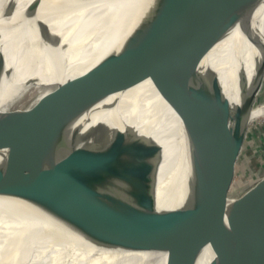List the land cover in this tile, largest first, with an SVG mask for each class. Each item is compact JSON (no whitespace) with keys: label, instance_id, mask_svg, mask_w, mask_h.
I'll list each match as a JSON object with an SVG mask.
<instances>
[{"label":"water","instance_id":"water-1","mask_svg":"<svg viewBox=\"0 0 264 264\" xmlns=\"http://www.w3.org/2000/svg\"><path fill=\"white\" fill-rule=\"evenodd\" d=\"M236 1L231 0L234 7ZM263 1L248 0L237 8L245 11L249 3ZM131 2L128 34L118 51L0 111V196L36 206L87 238L107 237L124 242L123 249H146L151 239L134 236L128 226L154 197L157 143L115 132L100 150L93 145L65 149L64 144L75 114L144 81L179 119L190 156L188 203L166 214L153 234L154 245L174 241L165 264H195L205 246L208 264H264V165L237 192L249 114L264 80V43L258 46L252 87L245 91L240 76L239 100L233 104L200 67L207 52L204 10H218L224 0ZM37 3L30 1L5 27L29 20L38 30ZM13 7L7 0L0 17L8 18ZM4 64L0 49V79L10 73Z\"/></svg>","mask_w":264,"mask_h":264},{"label":"bare ground","instance_id":"bare-ground-1","mask_svg":"<svg viewBox=\"0 0 264 264\" xmlns=\"http://www.w3.org/2000/svg\"><path fill=\"white\" fill-rule=\"evenodd\" d=\"M6 1L0 0V9ZM12 1L10 16L0 17L4 23L0 28V49L4 70L10 71L1 75L0 111H7L12 99L24 91L48 90L82 74L104 55L118 51L124 34H128L133 8L131 0H38L34 13L38 30L29 20L6 28L32 0ZM246 1L237 0L234 7L231 0H224L225 5L218 10L212 7L204 10L207 52L200 67L215 78V85L227 100L224 92L235 82L240 85L241 77L245 91L252 87L259 60L258 46L264 43V1L259 6L249 3L245 11H240L237 4ZM219 26H222L221 35L214 40ZM254 54L248 81L246 60ZM10 96L13 98L9 99ZM252 111L249 123L264 114H252ZM177 119L146 83L140 81L75 114L66 127L65 149L91 145L103 149L115 132L125 136L132 132L155 142ZM189 161L188 153L171 171L157 163L154 197L128 226L134 236L151 239L142 250L123 249L124 242L107 237L87 238L36 206L0 196V264H165L174 241L167 243L164 239L163 244L154 245L153 234L166 214L188 203ZM188 163L186 182L178 180L180 170ZM210 259L205 246L199 250L195 264H208Z\"/></svg>","mask_w":264,"mask_h":264},{"label":"rangeland","instance_id":"rangeland-1","mask_svg":"<svg viewBox=\"0 0 264 264\" xmlns=\"http://www.w3.org/2000/svg\"><path fill=\"white\" fill-rule=\"evenodd\" d=\"M229 55L231 53L225 52ZM247 58L246 60V78L249 81L251 79L252 67H253V58ZM239 83L234 84L232 89H229L226 93L228 95V100L231 103H237L239 99ZM35 90L24 91L18 98H14L12 103L9 105L8 109L15 106L18 103H21L32 96ZM32 92V93H30ZM264 80L263 84L256 96L254 107L252 108V114L256 112H264ZM22 97V98H21ZM27 97V99H25ZM25 99V100H22ZM20 101V102H19ZM18 102V103H17ZM15 104V105H14ZM13 105V106H12ZM264 115V114H263ZM258 115L250 121L247 128V136L243 143V169L239 180V185L237 192H241L244 188L249 185L251 180L258 177L260 174V169L264 165V116ZM155 141L161 147V154L159 156L158 163L163 164L171 171L175 166H178L183 158L189 153L186 141V135L184 129L177 119L166 131L162 132ZM190 162V161H189ZM189 163L180 170L181 175L178 180L186 182V176L188 175ZM248 183V184H247ZM234 195V194H233Z\"/></svg>","mask_w":264,"mask_h":264},{"label":"crops","instance_id":"crops-1","mask_svg":"<svg viewBox=\"0 0 264 264\" xmlns=\"http://www.w3.org/2000/svg\"><path fill=\"white\" fill-rule=\"evenodd\" d=\"M233 87H234V86H233ZM233 87H231L230 89H232ZM228 90H229V89H228ZM228 90H227L226 92H224V93H225V96H226V93L229 92ZM230 92H231V91H230ZM230 92H229V93H230ZM226 97L229 98L228 95H227ZM262 99H264V95H263V98H262Z\"/></svg>","mask_w":264,"mask_h":264}]
</instances>
